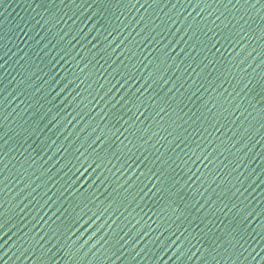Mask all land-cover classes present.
<instances>
[{
  "label": "water",
  "instance_id": "obj_1",
  "mask_svg": "<svg viewBox=\"0 0 264 264\" xmlns=\"http://www.w3.org/2000/svg\"><path fill=\"white\" fill-rule=\"evenodd\" d=\"M0 264H264V0H107L2 70Z\"/></svg>",
  "mask_w": 264,
  "mask_h": 264
}]
</instances>
